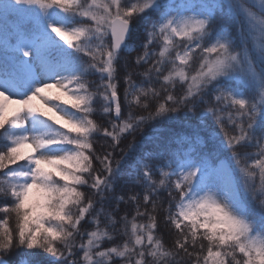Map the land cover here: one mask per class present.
<instances>
[{
  "label": "snow or ice",
  "instance_id": "1",
  "mask_svg": "<svg viewBox=\"0 0 264 264\" xmlns=\"http://www.w3.org/2000/svg\"><path fill=\"white\" fill-rule=\"evenodd\" d=\"M0 214V264H264V0H0Z\"/></svg>",
  "mask_w": 264,
  "mask_h": 264
},
{
  "label": "trees",
  "instance_id": "2",
  "mask_svg": "<svg viewBox=\"0 0 264 264\" xmlns=\"http://www.w3.org/2000/svg\"><path fill=\"white\" fill-rule=\"evenodd\" d=\"M91 79H94V77H92ZM134 79H139L138 77H134ZM123 90H124V86H123V83H121V85H120V87H119V93H120V96H121V102H122V104H123ZM181 115H182V113H181ZM94 119H97L98 120V122L100 121V117H94ZM250 151L252 150V149H249ZM117 191L119 192L120 191V189H117ZM166 195V194H165ZM123 205H121V208L123 209ZM0 219H3V214H0ZM10 226H12V227H14L15 226V220H14V217L13 218H11L10 219ZM90 226L89 225H87V224H84V228L85 229H88ZM105 246H109V245H105Z\"/></svg>",
  "mask_w": 264,
  "mask_h": 264
}]
</instances>
